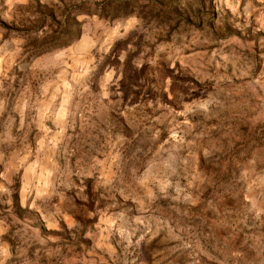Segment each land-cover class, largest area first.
I'll use <instances>...</instances> for the list:
<instances>
[{"label": "rangeland", "instance_id": "obj_1", "mask_svg": "<svg viewBox=\"0 0 264 264\" xmlns=\"http://www.w3.org/2000/svg\"><path fill=\"white\" fill-rule=\"evenodd\" d=\"M0 264H264V0H0Z\"/></svg>", "mask_w": 264, "mask_h": 264}, {"label": "trees", "instance_id": "obj_2", "mask_svg": "<svg viewBox=\"0 0 264 264\" xmlns=\"http://www.w3.org/2000/svg\"><path fill=\"white\" fill-rule=\"evenodd\" d=\"M68 39V38H67ZM69 43V40H61V42L60 43H58V44H56L55 46H51V48H58V47H62V46H65V45H67Z\"/></svg>", "mask_w": 264, "mask_h": 264}]
</instances>
